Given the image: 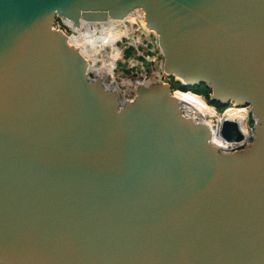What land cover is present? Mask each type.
Returning a JSON list of instances; mask_svg holds the SVG:
<instances>
[{"label":"water","instance_id":"obj_1","mask_svg":"<svg viewBox=\"0 0 264 264\" xmlns=\"http://www.w3.org/2000/svg\"><path fill=\"white\" fill-rule=\"evenodd\" d=\"M134 9L164 73L248 107L246 146L164 84L121 100L52 27ZM0 264H264V0H0Z\"/></svg>","mask_w":264,"mask_h":264},{"label":"bare ground","instance_id":"obj_2","mask_svg":"<svg viewBox=\"0 0 264 264\" xmlns=\"http://www.w3.org/2000/svg\"><path fill=\"white\" fill-rule=\"evenodd\" d=\"M135 11L136 12L130 11L129 13H127V15H125L123 18L119 20L108 19L104 22H99V23L82 20L79 24V27H73V26L71 27L73 32L69 34L67 37L68 43L71 44L73 47H75L84 58L86 62V69L88 71H93V73L101 77L103 81L104 78L109 75L111 80L107 82L104 81L105 86L109 88H113L119 92L121 91L119 90V86H120L119 83L123 84L121 85V87L123 88L134 89L136 83L144 84L148 81H142V80H149L148 78L147 79L142 78V80L130 81V80L121 79L120 81H116L113 76L114 75L113 68L115 65L114 62L116 60V57H119V55L121 54V48L118 45V41H121L122 37H129L128 36L129 29L126 27L125 22L129 21L130 23H132L136 18L139 25L142 26V28H144L146 32L150 31L144 26L143 20L140 19L139 11L138 10ZM67 24L70 25L69 22ZM73 34H75V38ZM103 47L106 49L105 51L107 52L105 54V59L103 54H100L101 51L104 49ZM86 53H88L90 58L85 57ZM99 55L101 56L100 58L102 61L99 66H96L95 62L97 61ZM158 77L159 74L156 71H153L150 75L151 80L155 78V80L153 81H156ZM175 98L181 103V105L185 109H189L190 106H193V107H198L201 110L200 100L198 99V97L196 98L195 94L189 91L188 92L177 91L175 94ZM191 103H195L196 105L193 104L191 105ZM240 116H242L241 110L239 108L233 107L232 109L224 113L220 121L223 118H225L227 120L237 122L238 119H240ZM193 122L204 124L210 130L209 131V133H211L209 137L210 143L214 144L215 146H218L220 144V138L217 135L218 130H216V137H215L214 132L212 131L210 125L207 124L205 121L200 120L199 122L197 121H193Z\"/></svg>","mask_w":264,"mask_h":264},{"label":"rangeland","instance_id":"obj_3","mask_svg":"<svg viewBox=\"0 0 264 264\" xmlns=\"http://www.w3.org/2000/svg\"><path fill=\"white\" fill-rule=\"evenodd\" d=\"M133 12L136 11L134 10ZM135 20L132 23H130L129 21L125 22L126 27L129 29L128 30L129 37H122V40L118 41V45L121 48V54L119 55V57H116V60L114 62L115 65L113 68V74H114L113 76L116 81H120L121 79L130 80V81L142 80V78L150 79L151 73L156 69L158 62L161 59L157 51V47L153 43V39H154L152 34L153 32L143 31L138 21ZM55 26L59 27L60 29H63L67 35L73 32L67 26H63L57 18L55 20ZM73 36L75 38V34H73ZM105 50L106 49L104 48L100 53L103 54L104 59H105V54L107 53ZM85 57L90 58L88 53L85 54ZM100 57L101 56L99 55L97 61L95 62L96 66H99L101 64L102 60ZM93 74H94L93 71L88 72L89 77H93L94 76ZM109 80H111L109 75L104 78V81L106 82ZM168 80L170 81L169 89L171 90L173 88L182 89V87L179 84L171 82V79ZM119 85H120L119 90L121 91L120 92L117 90L116 91L118 95L121 96L122 93L126 91L124 90L126 88L121 87V85H123L122 83H119ZM198 92H200V94L205 98L204 99L205 103L211 105L207 101L208 92H206L205 89H201V88L198 89ZM200 103L201 106L200 105L198 106H200L201 110L198 107H193V106L189 107L188 110L190 111V115L197 116L200 118L201 121H205L207 124H209L216 137V130H218L217 126L219 125L220 119L222 118L224 113L232 109L233 106L231 104H227L224 107L218 106L214 109L215 113L211 114V112L208 109L204 108L206 104L201 100ZM192 104L196 105L195 103H191V105ZM234 108H238V107H234ZM250 120L251 118L250 115L248 114V122H250ZM212 125H216V126L212 127Z\"/></svg>","mask_w":264,"mask_h":264},{"label":"built area","instance_id":"obj_4","mask_svg":"<svg viewBox=\"0 0 264 264\" xmlns=\"http://www.w3.org/2000/svg\"><path fill=\"white\" fill-rule=\"evenodd\" d=\"M134 10H138L139 11V13H140L139 17H140V19H142V12L139 9H134ZM134 10H132V11H134ZM57 19L61 22V24L63 26H67L69 29H71V27H72L71 24L68 25L67 24L68 22L60 20L59 18H57ZM55 20H56V18H55ZM55 20H54V22L52 24L53 29L60 30L61 32H63L68 37V35L64 32L63 29H60L59 27L55 26ZM142 29H143V31H145L144 28H142ZM153 38H154L153 39V43L156 45V40H155L154 34H153ZM156 47H157V45H156ZM157 51H158V48H157ZM158 53H159V51H158ZM159 55H160V53H159ZM154 71H156L159 74V77H158V79L156 81H153V80H155V78L153 80L149 79L150 81L149 80H142V81L158 82V83L166 85L168 87V92L170 93V95L174 99H176L175 98V94H176L177 91H181V92H188L189 91V92L195 94L196 97H198L202 102L205 103V101H204L205 98L199 93H194V92H192V91H190L188 89H177V88L176 89L173 88L172 90L169 89V82L170 81L168 79H171V82L177 83L180 86H181L182 83H181V80L178 79L177 77L168 75V74H166V73H164L162 71V69H161V59L158 62L157 67H156V69ZM88 72L89 71H87V75H88ZM93 75H95V74H93ZM135 88H136V85H135L134 89L127 88L126 91L123 92L122 95L120 96L121 100H123V101H131L133 99V97L135 96ZM178 103H179L180 115H182V116H184L186 118H190L193 121H197V122L200 121L199 117L191 116L190 115V111L188 109H185L181 105V103L179 101H178ZM207 106H208V108H207ZM232 106L233 107H238L241 110V113H242V116H240V119H238L237 122H234L235 126H236V129H237L238 133L240 134V139H238V140H230V141H224L223 139H221V137L219 136V127H220V123H219V125L217 126V129H218L217 135L220 138V144L218 146H215L213 144L217 148L218 151L232 152V151L241 149L242 147L246 146L248 144V142L250 141V137H251V120H250V122H248V114H249L248 107L247 106H234V105H232ZM204 108L208 109L211 112V114L215 113L214 107L212 105H209L208 103L206 104V106ZM213 126L215 127L216 125H212V127ZM210 135H211V133H209V137H210Z\"/></svg>","mask_w":264,"mask_h":264},{"label":"trees","instance_id":"obj_5","mask_svg":"<svg viewBox=\"0 0 264 264\" xmlns=\"http://www.w3.org/2000/svg\"><path fill=\"white\" fill-rule=\"evenodd\" d=\"M200 85V84H199ZM202 85V84H201ZM196 86V85H195ZM195 86H193V87H184V86H181L182 87V89H188V90H191L192 92H194V93H199L200 94V92H198V89L195 87ZM204 87V86H203ZM204 89L206 90V92H208V90L204 87ZM209 103L211 102V101H209V100H207ZM224 107V106H223ZM227 110V109H226Z\"/></svg>","mask_w":264,"mask_h":264},{"label":"flooded vegetation","instance_id":"obj_6","mask_svg":"<svg viewBox=\"0 0 264 264\" xmlns=\"http://www.w3.org/2000/svg\"><path fill=\"white\" fill-rule=\"evenodd\" d=\"M197 89H204V87H203V85H197V86H195ZM210 104L214 107V109L216 108V107H218V106H221L219 103H217V102H213V101H211L210 102Z\"/></svg>","mask_w":264,"mask_h":264}]
</instances>
